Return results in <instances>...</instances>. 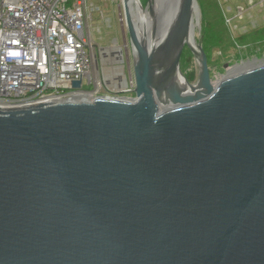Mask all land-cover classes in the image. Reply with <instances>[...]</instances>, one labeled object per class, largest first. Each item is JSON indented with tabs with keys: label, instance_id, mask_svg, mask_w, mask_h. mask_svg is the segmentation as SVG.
<instances>
[{
	"label": "water",
	"instance_id": "obj_1",
	"mask_svg": "<svg viewBox=\"0 0 264 264\" xmlns=\"http://www.w3.org/2000/svg\"><path fill=\"white\" fill-rule=\"evenodd\" d=\"M132 2L134 97L0 109V264H264V63L214 83L197 0L153 42Z\"/></svg>",
	"mask_w": 264,
	"mask_h": 264
},
{
	"label": "built area",
	"instance_id": "obj_2",
	"mask_svg": "<svg viewBox=\"0 0 264 264\" xmlns=\"http://www.w3.org/2000/svg\"><path fill=\"white\" fill-rule=\"evenodd\" d=\"M259 3L264 7V0ZM94 11L89 0H0V109L134 97L135 80L121 86L116 73L104 82L93 77ZM80 79L81 88L74 87ZM104 83L107 92L101 93Z\"/></svg>",
	"mask_w": 264,
	"mask_h": 264
},
{
	"label": "rangeland",
	"instance_id": "obj_3",
	"mask_svg": "<svg viewBox=\"0 0 264 264\" xmlns=\"http://www.w3.org/2000/svg\"><path fill=\"white\" fill-rule=\"evenodd\" d=\"M140 1L148 11L153 8V0ZM250 1L197 0L200 19L193 37L208 56L214 83L235 74L234 69L245 63H264V7L260 5V0H252L256 4L254 7ZM89 3L95 8L90 20L93 77L104 82L108 71L113 72L114 67L122 65L125 79L130 83L134 80V52L122 0H89ZM145 11L142 8V14ZM114 45L123 49V62L115 60L112 53ZM181 73L191 84L198 83L200 65L187 46L181 57ZM104 92H107L105 83L101 89V93Z\"/></svg>",
	"mask_w": 264,
	"mask_h": 264
},
{
	"label": "bare ground",
	"instance_id": "obj_4",
	"mask_svg": "<svg viewBox=\"0 0 264 264\" xmlns=\"http://www.w3.org/2000/svg\"><path fill=\"white\" fill-rule=\"evenodd\" d=\"M135 1V4H133ZM153 12L146 10L143 14L141 12V4L137 0H133L131 6L133 15L135 18V22L137 24V28L139 31V34L141 37H144L146 42H153L155 41V37H160V32L166 31L172 21L174 20L179 7L182 3V0H153ZM136 6V10H135ZM200 19L199 10L197 11V21H194L193 23V29L192 34L190 37V40L192 43H196L194 40V33L196 31V28L198 26V22ZM156 29V31H154ZM103 52H107L106 50H103ZM112 53L114 54L115 60L119 62H123L122 57V49L121 47L115 45L112 48ZM254 65L253 63H245L241 67L235 68L234 72L238 73L240 71H243L249 67ZM172 68V55H167L164 63L161 65V71L167 72L170 71ZM113 72L108 71L106 74V80L109 81L111 78L112 73H116L119 77V85L125 86L127 84V81L125 79V74L123 72L122 65L116 66L113 69ZM240 70V71H239ZM172 85L179 84V87H182L184 85L185 81L182 77L180 72H174L171 76ZM174 90V89H173ZM172 90V91H173Z\"/></svg>",
	"mask_w": 264,
	"mask_h": 264
}]
</instances>
